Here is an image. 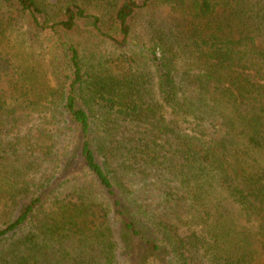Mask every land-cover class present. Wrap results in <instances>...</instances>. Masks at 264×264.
<instances>
[{
	"label": "trees",
	"instance_id": "obj_1",
	"mask_svg": "<svg viewBox=\"0 0 264 264\" xmlns=\"http://www.w3.org/2000/svg\"><path fill=\"white\" fill-rule=\"evenodd\" d=\"M246 1L0 0V264H264ZM86 31L113 49L98 71Z\"/></svg>",
	"mask_w": 264,
	"mask_h": 264
},
{
	"label": "rangeland",
	"instance_id": "obj_2",
	"mask_svg": "<svg viewBox=\"0 0 264 264\" xmlns=\"http://www.w3.org/2000/svg\"><path fill=\"white\" fill-rule=\"evenodd\" d=\"M238 11L242 14V16H244V21L245 16H249L251 18V21L258 20L264 25V7L261 5L258 6L256 0H250V3L247 0L245 3H242ZM26 38L27 36H25L24 33H16L12 35L10 37V47L16 52H25V54H29L30 44L28 42H25ZM74 39L77 43H80L85 47L86 53L88 55L87 61L97 56L96 60L91 63L92 67L97 69V71L99 70V62L102 59H110L108 55L113 51V49L109 45L99 41L93 34L86 31L84 33H81L79 36L76 35ZM48 42L49 41L48 39H46V37H43L40 41V43H42V46H44L45 48L47 47ZM34 54L36 55L38 60H47L49 58L52 59L49 49L45 51L38 49L35 50ZM140 69L141 71L144 70L143 67H141ZM1 207L2 206H0V211ZM181 234L183 236L187 235L188 230L184 229L183 231H181Z\"/></svg>",
	"mask_w": 264,
	"mask_h": 264
}]
</instances>
